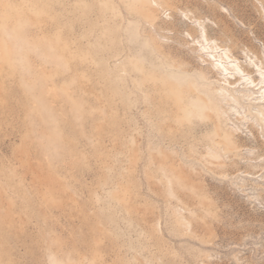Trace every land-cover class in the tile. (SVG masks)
<instances>
[{
    "label": "rangeland",
    "instance_id": "1",
    "mask_svg": "<svg viewBox=\"0 0 264 264\" xmlns=\"http://www.w3.org/2000/svg\"><path fill=\"white\" fill-rule=\"evenodd\" d=\"M149 1L0 0V264H264V121L235 173L151 90L201 29L263 60L264 0Z\"/></svg>",
    "mask_w": 264,
    "mask_h": 264
},
{
    "label": "bare ground",
    "instance_id": "2",
    "mask_svg": "<svg viewBox=\"0 0 264 264\" xmlns=\"http://www.w3.org/2000/svg\"><path fill=\"white\" fill-rule=\"evenodd\" d=\"M200 38L192 39L202 52L200 63L193 62L198 70L191 74L188 64H168L165 66L167 74L158 79L159 82L152 83L154 88L151 90L165 102L163 121L169 129L178 128L185 141L197 139V132L208 131L204 139L205 154L218 152L229 158L227 162L223 159L210 160L211 163L241 173L239 165L244 159L240 158L241 151L251 145L234 131L225 129L223 114L231 112L237 121H247L248 115L264 121L261 119L263 114L255 111L262 103L260 101H264V59L255 57L256 60L249 58L241 62L236 52L208 39L202 29ZM254 94H260V97H254ZM245 107L248 115H245L246 111H240ZM248 127L253 132L254 126L249 124ZM256 145H259L258 141ZM253 168L256 172L243 171L244 177L264 172V164H256Z\"/></svg>",
    "mask_w": 264,
    "mask_h": 264
}]
</instances>
